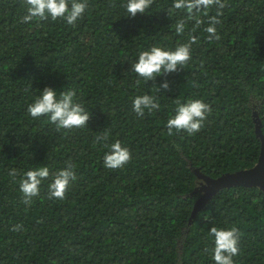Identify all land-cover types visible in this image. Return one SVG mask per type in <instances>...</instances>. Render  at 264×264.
Segmentation results:
<instances>
[{
    "label": "trees",
    "instance_id": "obj_1",
    "mask_svg": "<svg viewBox=\"0 0 264 264\" xmlns=\"http://www.w3.org/2000/svg\"><path fill=\"white\" fill-rule=\"evenodd\" d=\"M125 2L87 0L83 18L68 25L24 23L25 0H0V264H215L212 227L238 230L234 264H264V190L212 186L201 201L198 176L249 171L260 158L264 0H220L223 8L191 16L173 0H152L134 18ZM213 17L219 39L205 31ZM184 43L191 59L177 71L148 82L131 71L140 51ZM44 87L74 90L86 126L33 119L28 106ZM143 94L160 107L138 116L133 99ZM190 99L210 106L201 130L170 133L177 102ZM115 140L131 159L107 169ZM41 166L50 175L26 202L21 177ZM64 168L75 180L63 199L51 198L49 183Z\"/></svg>",
    "mask_w": 264,
    "mask_h": 264
},
{
    "label": "clouds",
    "instance_id": "obj_2",
    "mask_svg": "<svg viewBox=\"0 0 264 264\" xmlns=\"http://www.w3.org/2000/svg\"><path fill=\"white\" fill-rule=\"evenodd\" d=\"M152 0H126V17L134 18L138 13L146 14L151 7ZM223 8L220 0H173V8L186 10L191 16L193 12L199 13L202 9L213 7ZM27 14L22 17V22L29 23L33 19L53 21L63 19L68 25H75L83 18L88 7L87 0H25ZM199 24V21H197ZM219 21L213 17L210 19L205 31L209 38L219 39L216 35L215 25ZM185 29L184 22L175 24V31L182 33ZM194 42V41H193ZM191 43H184L169 49L161 46H152L139 52L137 59L131 65V71L143 81H154L161 75L175 72L180 66L185 65L191 59ZM167 81L156 89H167ZM74 90L57 91L52 87H44L39 90L33 102L28 106V114L33 118L47 117L50 123L57 129H73L86 126L90 119L89 112L76 101ZM160 105L151 94L138 95L133 99V110L138 116H143L145 110L159 109ZM211 109L201 99H190L185 103L177 102L174 114L167 120V127L171 133L173 130H183L189 134L199 132L210 113ZM131 159L129 149L121 141L115 140L107 145V151L103 156V164L107 169L123 168ZM9 175L15 177L17 172L11 170ZM50 175L47 167L41 166L23 173L19 187L25 201L39 194L42 182ZM75 180V173L71 168L59 170L49 183L51 198L63 199L71 181ZM210 236L214 242L212 259L215 264H234L233 257L239 252V236L235 227L210 229Z\"/></svg>",
    "mask_w": 264,
    "mask_h": 264
},
{
    "label": "rangeland",
    "instance_id": "obj_3",
    "mask_svg": "<svg viewBox=\"0 0 264 264\" xmlns=\"http://www.w3.org/2000/svg\"><path fill=\"white\" fill-rule=\"evenodd\" d=\"M255 167H258L264 173V154L260 155V158H259L258 162L256 163ZM245 172H247V171H245ZM238 174L239 173L232 174V175H225V176L218 178V179H210V178L203 176L201 173H199L198 176H199L200 180H202L201 188L199 189V191L202 192L201 201L207 200L209 198V197L206 198L205 195H208L209 192L212 191V186L214 189V191H213V193H214L215 191H217L219 188H221L223 186H227V185H230L234 182H237ZM204 198H206V199H204Z\"/></svg>",
    "mask_w": 264,
    "mask_h": 264
},
{
    "label": "water",
    "instance_id": "obj_4",
    "mask_svg": "<svg viewBox=\"0 0 264 264\" xmlns=\"http://www.w3.org/2000/svg\"><path fill=\"white\" fill-rule=\"evenodd\" d=\"M261 154H264V146ZM236 183L248 186H258L264 190V173L258 167H254L247 172H240L238 174L237 182L232 184Z\"/></svg>",
    "mask_w": 264,
    "mask_h": 264
}]
</instances>
